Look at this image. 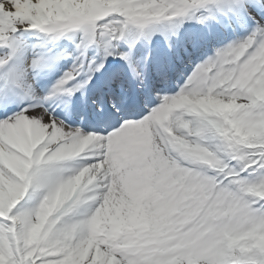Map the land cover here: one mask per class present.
<instances>
[{"label": "snow or ice", "instance_id": "6c2138e0", "mask_svg": "<svg viewBox=\"0 0 264 264\" xmlns=\"http://www.w3.org/2000/svg\"><path fill=\"white\" fill-rule=\"evenodd\" d=\"M0 264H264V0H0Z\"/></svg>", "mask_w": 264, "mask_h": 264}]
</instances>
